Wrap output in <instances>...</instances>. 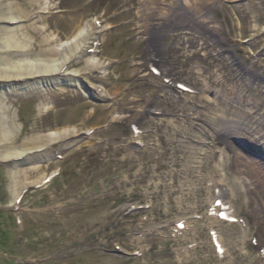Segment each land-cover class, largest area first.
Wrapping results in <instances>:
<instances>
[{
    "label": "rangeland",
    "instance_id": "374dc122",
    "mask_svg": "<svg viewBox=\"0 0 264 264\" xmlns=\"http://www.w3.org/2000/svg\"><path fill=\"white\" fill-rule=\"evenodd\" d=\"M143 1L135 0L134 7L121 9L117 0L82 2L84 14H89L87 21L93 26L83 25L80 32L102 27L94 53L102 49L103 55L88 54L80 60L99 61L104 66L97 74L109 77L108 89L113 82L122 86L121 91L115 89L120 99L114 114L117 118L105 111L115 102V95L99 98L90 82L82 78L75 83L61 80L40 85L39 91L44 93L62 88L70 92L58 93L55 99L62 100V105L54 98L48 103L54 108L48 116L46 103L35 94L36 85L4 87L1 96L9 97L8 104L19 116L20 142L50 132L55 124L61 130L85 122L89 127L99 125L96 148L101 139L117 138L119 146H126L135 155L155 149L158 156L167 150L161 169L151 164L144 177L140 174L142 165L135 168L133 177L126 171L110 173V164L104 163L99 153H91L92 131L79 141L68 140L60 152L53 150L45 158L20 164L22 169L35 163L42 166L31 181L45 175L44 182L52 174L58 175L44 185L29 186L16 198L8 167L0 162V264H261L257 242L262 241L264 247V211L258 209L257 198L264 199V151L245 133L223 141L250 162L254 181L260 179V192L251 194L243 179L247 174L237 173L241 162H237L233 149L219 144L213 155L195 160L194 151L177 144L175 138L189 129L176 115L183 110L185 100L202 102L205 111L219 116L226 103L217 105V94L227 92L232 97L229 89L243 82L253 101L264 105V0H209L214 5L200 8L187 0H160L153 1L150 15L145 14ZM39 15L43 14H34L33 19ZM145 24L157 25L144 28ZM65 28L63 24L61 31ZM72 41L65 33L53 47L62 49ZM192 52L197 55L190 57ZM205 53L210 54L207 61ZM196 65L210 76L211 92L202 95L194 89L178 95L165 88L154 71L180 81L188 77L196 80L195 75L189 76ZM201 86L198 82L197 87ZM154 89L157 93L150 95ZM79 92L84 93V101L74 98ZM128 94L138 100L133 113L127 112L122 101ZM201 97L206 100L201 101ZM135 116L138 132L133 131ZM35 124L42 131L32 134ZM141 134L149 137L133 140ZM215 182L228 191L226 202L235 223L219 221L217 214L209 211L216 200ZM90 191L93 195L88 200L85 195ZM127 205L134 208L121 213ZM182 212L186 213L184 226L188 230L148 231L153 225L177 220ZM209 217L216 227L212 228ZM91 218L102 224L84 233ZM211 229L216 231L223 252L214 245ZM146 237L149 242L134 243Z\"/></svg>",
    "mask_w": 264,
    "mask_h": 264
},
{
    "label": "bare ground",
    "instance_id": "6f19581e",
    "mask_svg": "<svg viewBox=\"0 0 264 264\" xmlns=\"http://www.w3.org/2000/svg\"><path fill=\"white\" fill-rule=\"evenodd\" d=\"M153 1L155 3L160 2V0H145L142 7L146 11L152 10ZM187 1L189 4H192V7L195 6L197 8L209 4L214 5V2L210 3L209 0ZM82 2L83 0H0V162L8 167V178L10 184L13 185V194L16 198L20 197L24 189L31 185H38L45 177L44 175L35 181L29 180L40 173L42 166L35 163L31 164L29 168L22 169L18 168L20 164L45 158L53 150H55L54 152H60L68 140L79 141L85 134H89L91 131H94L89 137V141L93 142L91 153H99L102 161L110 164V173L113 172L115 175H119L121 171H126L129 177H133L135 175L133 174L135 168L142 165V172L140 174L144 177L150 172L151 164L155 165V169H161V159L168 153L166 150L162 154L155 156L156 150L150 149L135 155L126 146H119L117 138L111 140L101 139L98 142V148H96L97 142L94 139L97 136V132L95 129L99 125L89 127L85 122L65 126L61 130L55 124L53 130H50L46 134L33 136L22 142L19 141L21 133L17 125L19 116L16 115L17 113H13L12 105L8 104L9 97L4 98L1 96V92L4 91L1 88L4 87H30L36 85L34 88L36 90L35 94L36 96H40L43 102L46 103V115L48 116L54 109L48 103L53 98H57L60 91H64L66 94L70 92L62 88L44 93L43 91H39V87H41L40 85L43 82L48 81L55 84L61 80H68L75 83L80 78L86 79L90 82L92 91L99 98L105 99L115 95L113 97V101L115 102L106 106L105 111L111 116L113 115V119L117 118L116 116L114 117V114L119 109L117 103L120 102V99L118 98L119 93L115 94V89L121 91L122 86L113 82V86L108 89L109 77H101L97 74L102 71L104 66L99 61L92 62L91 60H86L82 62L80 60L88 54H93L92 51L96 50V45L103 32L102 27L92 28L86 33L80 32L83 25L93 26L91 22L87 21L89 14H84ZM134 3L135 0H117V8L121 9L128 6L132 8L134 7ZM39 13L43 15L37 16L34 20V14ZM102 18V16L99 17V20ZM63 24L66 26L64 32L69 37H72L73 41L62 49H56L53 45L65 37V33L61 31ZM38 25H42V27ZM153 25L157 24H145L144 28H151ZM47 34H51L52 38ZM204 46L205 49L208 48L205 43ZM93 55L94 57L101 56L103 55V51H100L97 55ZM195 55H197V52H192L190 57ZM209 55L208 53L203 54V57H206L204 60H209V57H207ZM153 60L150 61L152 62ZM192 75L196 76V80L188 77L186 81H179L173 75L163 73H160V78L156 77V79L165 88L174 91L176 94L182 93V85L191 86L202 95L205 92L212 91L209 84L210 76L206 75L200 65L192 68L189 76ZM198 82H202L201 88L197 87ZM241 83L233 85L229 89L228 92L232 93V97H229L227 92L217 94L215 103L217 105H220L222 102L226 103L222 115L218 116L205 111V108L201 105L202 102L188 99L182 103L181 107L183 110H179V113H176V115L182 117V121L188 125L189 129L187 130L188 132H183L181 137L175 138V142L186 148L188 147V149H192L194 151L193 159L201 160L213 155L219 144H222L226 148H231V151L232 149L234 150L228 141L227 143L223 141L232 136L239 137L242 133L250 135L251 137L248 140L264 151V105H257L253 101L248 89H244L246 86L243 85V82ZM156 93L157 90L154 89L150 95H155ZM74 98L79 102L86 99L84 93L80 94V92L75 93ZM204 99L206 100V98L201 97L200 100L203 101ZM122 101L126 103L127 112L133 113L138 100L131 98L130 94H128ZM55 102L57 105L63 104L62 100H56ZM144 110L147 111L146 108ZM137 122L138 117L132 118L133 125H136ZM144 125H149V123ZM159 129L160 126H157L156 130L159 131ZM41 131L42 128L35 124L30 132L35 134ZM148 137V135L142 134L134 138V140H144ZM59 143L61 146L55 149V145ZM162 145L164 147L165 143ZM234 153L237 156V162H241V167L238 166V172L243 175L250 174L249 178L247 175H244L243 178L247 192L251 194L260 192L257 187L260 179L254 181V173L248 168L250 162L236 150H234ZM240 169L243 170L242 173ZM218 186L219 184L215 182L214 189ZM101 192L100 190L97 193ZM92 195L91 191L87 192L85 198L91 200ZM240 195L243 194L240 193ZM257 199L258 209L264 211V199L261 200L259 197ZM132 208L134 207L127 205L120 212L123 213ZM209 211H217L219 215L221 214V210L216 206L215 202L210 206ZM182 215L177 220L167 221L156 226L153 225L148 231L158 233L161 228H164L178 232L179 225L185 221L186 213L182 212ZM209 220L212 221V228L216 227L214 226V219L209 217ZM101 224V221L91 218L87 226L83 228V232L97 230ZM186 230H188L187 226H185ZM143 242H149V238L135 240L134 243L140 245ZM161 251V249L156 250L158 254ZM261 264H264V257L261 259Z\"/></svg>",
    "mask_w": 264,
    "mask_h": 264
}]
</instances>
